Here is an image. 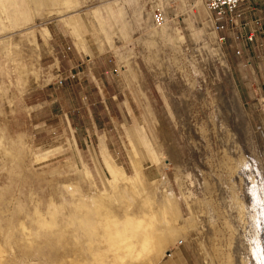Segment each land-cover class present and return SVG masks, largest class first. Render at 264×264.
Segmentation results:
<instances>
[{"label":"rangeland","instance_id":"obj_1","mask_svg":"<svg viewBox=\"0 0 264 264\" xmlns=\"http://www.w3.org/2000/svg\"><path fill=\"white\" fill-rule=\"evenodd\" d=\"M251 16L215 31L202 0H0L4 264H55L65 250L50 249L35 207L49 218L54 201L65 219L71 200L110 190L107 161L130 189L178 208V232L153 264H264V27ZM49 27L69 52L101 57L104 86L119 93L58 83Z\"/></svg>","mask_w":264,"mask_h":264},{"label":"bare ground","instance_id":"obj_2","mask_svg":"<svg viewBox=\"0 0 264 264\" xmlns=\"http://www.w3.org/2000/svg\"><path fill=\"white\" fill-rule=\"evenodd\" d=\"M3 158L0 154V160ZM106 164L111 175L110 190L95 191L93 188V195L73 198L65 219L59 217L61 207L54 204V201L50 200L48 205L49 218H45L40 209L35 207L34 221L38 228L42 229L43 235L51 234L55 239L54 243L49 244L50 249L54 250L55 254L60 247L65 250V254L54 261L55 264H62L64 259L66 260V254H69L71 264H153L166 249L164 243L176 236L178 231L173 223L179 213L177 214L178 208H174L170 201L171 198L157 202L149 188L144 187L143 191L136 187L130 189L132 180L123 169L110 161ZM68 186L75 190L76 182H70ZM18 225L22 239L27 241V235L30 236L33 229H29L28 233V226L20 220ZM22 247V250L27 252L25 245ZM5 252L6 249L0 243V264L5 263L2 261Z\"/></svg>","mask_w":264,"mask_h":264},{"label":"crops","instance_id":"obj_3","mask_svg":"<svg viewBox=\"0 0 264 264\" xmlns=\"http://www.w3.org/2000/svg\"><path fill=\"white\" fill-rule=\"evenodd\" d=\"M253 3H255L253 5ZM241 7L248 6L250 9H253L252 11H247L243 14L245 21L242 22V26L246 25H252L251 20V13L254 15V17L259 18L257 27H261V29L264 27V11H261L262 5H264V0H246L245 2L240 3ZM245 7V8H246ZM249 9V10H250ZM262 14V16H260ZM256 15V16H255ZM249 17V18H248ZM247 18V19H246ZM251 20V21H250ZM249 21V22H248ZM253 27V26H252ZM51 31V37L48 40L49 45L53 51V54H50L52 62H56L57 65L61 68L59 69V73H57V76L62 77L64 79H67L69 77H76L79 79H85L86 81H89L87 84L89 87H95L96 92L100 93L102 98H104V93L107 94L111 92V95L114 96V94H118V90H111L107 91V89L104 86L102 76H106L105 74L109 73L111 74V71L108 69H105V67L102 65L103 59L97 55L89 56L88 54H80L75 53L74 51H68L66 50L65 42L62 40L63 33L62 32H56L53 34V30H55L53 27H49ZM55 35V37H53ZM112 98V97H111ZM103 109L106 111L108 118L112 121V116H110L109 108L106 104H103ZM120 106L116 107V110H118L119 115L121 116V113L119 111ZM121 110V109H120ZM122 111V110H121Z\"/></svg>","mask_w":264,"mask_h":264},{"label":"built area","instance_id":"obj_4","mask_svg":"<svg viewBox=\"0 0 264 264\" xmlns=\"http://www.w3.org/2000/svg\"><path fill=\"white\" fill-rule=\"evenodd\" d=\"M244 0H202L205 8L210 14L212 19V25L215 31L230 30L233 31L238 25L243 24L240 22V18L243 14V10L238 6L240 2ZM159 12L154 13V19L159 20L161 18ZM257 24L258 21H255ZM254 28L252 27L246 31L245 35L247 39H251ZM220 41L225 39L223 34L217 35ZM234 52L240 53L238 47L234 48ZM63 78L59 77L57 82L61 83Z\"/></svg>","mask_w":264,"mask_h":264}]
</instances>
